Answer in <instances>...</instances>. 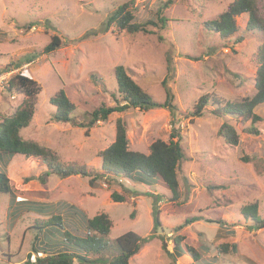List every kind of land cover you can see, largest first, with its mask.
I'll return each mask as SVG.
<instances>
[{
  "label": "rangeland",
  "instance_id": "rangeland-1",
  "mask_svg": "<svg viewBox=\"0 0 264 264\" xmlns=\"http://www.w3.org/2000/svg\"><path fill=\"white\" fill-rule=\"evenodd\" d=\"M130 1L0 0V123L23 99L17 90L8 89L9 80L24 76L40 91L21 137L49 148L63 165L100 173L99 153L114 141L118 118L125 124L132 151L147 155L155 140L178 139L184 158L177 173V197L160 185L147 187L122 177L100 178L91 185L89 178L46 176L40 158L15 155L5 167L11 192H0V264H32L68 251L62 232L81 235L84 229L67 205L88 218L106 214L112 222L103 237L110 244L107 252L89 256L92 263L73 264H99L94 260L100 256L109 262L117 254L115 239L128 231L143 238L128 264H192L187 253L172 255L176 236L181 237L182 249L198 252L200 264H264V228H256L241 214L242 208L257 204L258 216L264 218V105L254 109L261 119L254 125L257 134L247 132L250 120L213 113L210 103L200 116L190 114L203 95L222 104L254 95L257 52L264 35L245 30L247 14L235 17L237 31L229 38L204 30L203 23L217 19L234 0H170L168 5V0H133L128 10L136 22L155 20L162 9L164 29L147 26L150 33L132 35L114 25L106 29L113 11ZM255 1L264 18V0ZM53 36L59 37L60 47L44 52ZM116 66H123L158 103L165 99L161 83L168 75L166 85L177 107L174 115L161 108L127 109L87 130L91 112L123 104ZM61 89L74 106L70 123L50 118L54 107L49 99ZM224 123L235 129L236 145L218 135ZM173 128L176 135L171 139ZM112 192L124 201L114 202ZM11 195L15 201L9 207ZM32 202L54 208L43 210L38 218L34 211L29 213ZM51 216L60 220L46 226ZM192 217L200 220L184 225ZM232 243L236 253L220 254L219 245Z\"/></svg>",
  "mask_w": 264,
  "mask_h": 264
},
{
  "label": "trees",
  "instance_id": "trees-1",
  "mask_svg": "<svg viewBox=\"0 0 264 264\" xmlns=\"http://www.w3.org/2000/svg\"><path fill=\"white\" fill-rule=\"evenodd\" d=\"M131 0L128 3L120 5L108 17L106 29L114 25L119 30H124L129 34L139 32L150 33L147 26L164 29L167 19L162 16V9L156 13L155 20H148L144 23H138L134 20L132 13L128 10ZM170 3L168 0L167 4ZM247 14V22L245 30L248 32H259L264 35V18L259 14L258 6L255 0H234L225 11L219 14L215 20L206 21L203 23L205 31L218 34L222 38H229L237 31L235 25V17ZM161 39V38H160ZM60 39L58 36H53L50 43L44 47V52H52L60 47ZM258 68L255 76V93L250 98H243L240 101L219 102L217 98L210 101L208 95L201 96L194 104L191 117L200 116L207 105L210 103L213 108V113L227 115L235 118L238 121L246 122L250 120L251 127L248 128L249 134H257L258 131L254 125L261 119L254 112V109L260 105H264V40L257 52ZM170 60H167V70L170 71ZM114 76L117 83V93L121 96L123 104L114 107H100L91 112L87 123L84 127L88 130L97 122L104 121L112 113H121L127 109H139L148 111L151 109H166L170 114L174 115L177 110L174 103V96L171 89L166 85V78L161 85L165 87V99L162 103L155 102L153 98L146 93L127 73L123 66H116ZM96 78V77H95ZM94 78V79H95ZM9 90H17L23 96L21 103L14 110L13 114L3 119L0 123V192L10 193L11 186L9 179L6 176L5 167L8 161L15 155H25L40 158L46 166L44 174L46 176L55 174L61 177L79 176L89 178V184L93 185L94 180L104 178L110 180L113 177H122L133 182L143 183L147 187L160 185L171 192L172 198L177 197L178 189V168L184 158V152L180 146L179 140H170L168 143L155 140L149 146V153L132 151L128 147V139L126 136V127L122 119L118 118L115 124L114 141L103 151L99 153L101 164V172L92 174L82 166L63 165L60 163L57 155L52 150L41 146L32 140H25L21 137V131L26 129L30 124L35 111L36 96L40 91L37 83L24 76H15L8 82ZM49 103L54 107V112L51 115L53 122H71V114L74 111V106L66 96L64 90L57 91L49 99ZM172 115V116H173ZM173 124V122H172ZM171 139L175 138L176 129L173 128ZM218 135L221 136L227 144L236 145L238 138L235 129L229 124H222L218 130ZM110 198L114 202H123L124 198L119 194L112 192ZM14 197L11 195L9 204L11 207L14 204ZM35 204H31L33 207ZM41 208L48 207L50 210L54 205L46 203L40 204ZM57 208V203L55 204ZM67 208L75 211L80 219L84 229L81 235L73 234L65 230L63 233V242L66 243L68 251L55 255L45 256V258L36 259L32 264H73L74 260L80 263H92L89 256L102 255L107 252L110 244L104 241L103 237L109 234L112 227V222L106 214L96 215L92 218L85 216V213L78 210L73 205H67ZM156 210L155 218L156 225H159V217ZM257 204L248 205L241 210V214L245 220H251L256 228H264V218L258 216ZM59 221V216H51L44 224L52 226L54 221ZM200 218L192 217L184 220V225H188ZM221 226V222H218ZM60 229H63L60 223H57ZM233 233V232H231ZM181 237L174 238L173 252L174 257H180L183 254L189 255L194 264H200L201 257L198 252L192 248H183L180 246ZM143 238L136 233L128 231L115 239L117 246L116 256L106 261L102 256L94 261L99 264H128V261L138 253ZM220 254H226L228 251L237 252V245L232 243L221 244L218 246ZM37 250H34L36 253ZM38 253V252H37ZM213 261H218V257H213ZM192 263V264H193ZM28 264V262H27Z\"/></svg>",
  "mask_w": 264,
  "mask_h": 264
},
{
  "label": "crops",
  "instance_id": "crops-1",
  "mask_svg": "<svg viewBox=\"0 0 264 264\" xmlns=\"http://www.w3.org/2000/svg\"><path fill=\"white\" fill-rule=\"evenodd\" d=\"M64 203H67V202H64ZM32 204H35V205L33 207L31 205L28 206L30 208V210H31V211H29V213H32L34 211L35 213H33V214L36 215V216H38V218L41 217L40 213H43V210H47V212H50V210H49L48 207H46L45 209L40 207V204H46V203H40L39 204V203H33L32 202ZM67 204H69V203H67Z\"/></svg>",
  "mask_w": 264,
  "mask_h": 264
},
{
  "label": "built area",
  "instance_id": "built-area-1",
  "mask_svg": "<svg viewBox=\"0 0 264 264\" xmlns=\"http://www.w3.org/2000/svg\"><path fill=\"white\" fill-rule=\"evenodd\" d=\"M33 257V256H32Z\"/></svg>",
  "mask_w": 264,
  "mask_h": 264
}]
</instances>
